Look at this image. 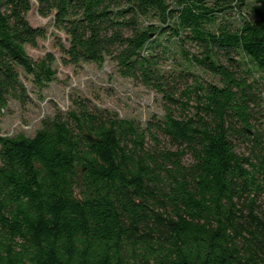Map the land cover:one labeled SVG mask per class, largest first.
I'll list each match as a JSON object with an SVG mask.
<instances>
[{
	"label": "trees",
	"instance_id": "1",
	"mask_svg": "<svg viewBox=\"0 0 264 264\" xmlns=\"http://www.w3.org/2000/svg\"><path fill=\"white\" fill-rule=\"evenodd\" d=\"M234 1L0 0V110L30 102L21 72L40 89L56 79L52 54L37 63L26 50L49 33L30 24L34 3L67 37L51 32L65 65L110 60L164 100L163 119L145 126L75 101L32 137L0 134V264H264V130L250 66L264 80V0L236 27L223 16ZM173 41L219 83L191 68L167 73Z\"/></svg>",
	"mask_w": 264,
	"mask_h": 264
},
{
	"label": "rangeland",
	"instance_id": "2",
	"mask_svg": "<svg viewBox=\"0 0 264 264\" xmlns=\"http://www.w3.org/2000/svg\"><path fill=\"white\" fill-rule=\"evenodd\" d=\"M208 1L212 2L213 0ZM253 3V0H248L247 3L241 5V9L235 0L232 3L234 8L225 12L223 16L236 27L239 24L238 16L249 13ZM52 18L41 17L38 14L36 3H34L28 14L29 22L35 28H46L49 33L47 39L39 42L38 48L28 46L26 50L33 61L37 63L45 59L47 54H52L55 58L52 68L56 72V79L45 88L40 89L35 83L33 75L21 72L22 80L31 100L27 105L11 101L6 109L0 110L1 135L15 136L23 133L32 137L41 128L44 119L53 117L58 110L68 112L74 108L75 101L85 102L88 108L94 111L109 112L117 114L119 118L134 119L142 126H145L149 120L163 119L164 100L162 96L138 81L121 77L112 61H107L103 67L93 63L65 65L61 60L60 51L56 47V36L68 46L67 37L63 33L55 31ZM149 21L151 20L143 19L144 23ZM54 31L56 36L51 35V32ZM167 38L162 41L163 45H168ZM171 47V52L163 58L162 62V68L167 73L179 74L185 68H191L192 72L201 75L204 79L219 83V78L196 66L190 67L182 57L181 46L176 41L172 42ZM185 48L191 53H195L197 49L194 44L190 43ZM158 50L161 51L162 47H158ZM236 58L240 60L241 56ZM250 66L253 68V76L258 80L260 86V97L257 99L259 106H254L257 125L264 130V80L256 66L253 64ZM236 67L240 69L238 66ZM253 76L250 77V80L253 79ZM160 138L166 148H174L169 144L167 137L160 135ZM185 163H190L189 157L185 158ZM260 203L264 210V196Z\"/></svg>",
	"mask_w": 264,
	"mask_h": 264
},
{
	"label": "water",
	"instance_id": "3",
	"mask_svg": "<svg viewBox=\"0 0 264 264\" xmlns=\"http://www.w3.org/2000/svg\"><path fill=\"white\" fill-rule=\"evenodd\" d=\"M85 136L91 141V142H94L95 141V138L92 137L91 135H89L87 132H85ZM76 197L80 199V195L78 192H76ZM81 200V199H80Z\"/></svg>",
	"mask_w": 264,
	"mask_h": 264
}]
</instances>
